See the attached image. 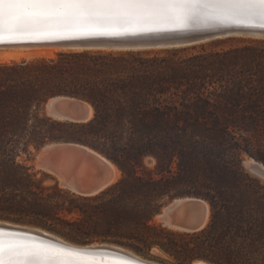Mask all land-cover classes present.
Instances as JSON below:
<instances>
[{"label":"trees","instance_id":"trees-1","mask_svg":"<svg viewBox=\"0 0 264 264\" xmlns=\"http://www.w3.org/2000/svg\"><path fill=\"white\" fill-rule=\"evenodd\" d=\"M200 46L187 54L196 45L0 62V219L142 256L158 249L177 264H264V183L243 164L245 156L263 160L264 45ZM56 95L83 98L92 116L53 118L44 107ZM55 141L99 151L119 177L81 195L18 160L30 145ZM185 196L208 202L203 228L179 231L154 220Z\"/></svg>","mask_w":264,"mask_h":264},{"label":"snow or ice","instance_id":"snow-or-ice-1","mask_svg":"<svg viewBox=\"0 0 264 264\" xmlns=\"http://www.w3.org/2000/svg\"><path fill=\"white\" fill-rule=\"evenodd\" d=\"M215 22L264 30V0H0V42L125 36L183 30ZM0 264H143L97 259L85 250L7 235L0 228Z\"/></svg>","mask_w":264,"mask_h":264},{"label":"water","instance_id":"water-1","mask_svg":"<svg viewBox=\"0 0 264 264\" xmlns=\"http://www.w3.org/2000/svg\"><path fill=\"white\" fill-rule=\"evenodd\" d=\"M232 35L264 36V30L255 27L220 24L215 22L195 24L183 30H163L125 36H89L80 38L55 39L67 45L79 48H99L115 50H147L187 47L209 40ZM11 41L3 40L0 43ZM70 48V47H67ZM50 101V102H49ZM49 106L47 108V104ZM46 113L53 118L70 122H85L92 116V106L83 98L69 95H56L46 103ZM93 110V109H92ZM38 151L34 158L38 169L54 175L58 183L77 194L91 195L100 192L114 181V164L109 158L88 145L71 141L49 142ZM115 165V164H114ZM36 166V164H35ZM116 166V165H115ZM244 167L264 182V168L258 161ZM209 204L196 196L176 197L163 205L156 213L160 223L179 231H195L203 228L209 219ZM20 223L0 219V228L7 235L24 234L29 240H42L57 246L85 250L91 256L99 258L128 259L135 258L143 264H158L140 257L133 250L115 243L95 242L71 244L42 228L27 227ZM79 245V246H78Z\"/></svg>","mask_w":264,"mask_h":264},{"label":"rangeland","instance_id":"rangeland-1","mask_svg":"<svg viewBox=\"0 0 264 264\" xmlns=\"http://www.w3.org/2000/svg\"><path fill=\"white\" fill-rule=\"evenodd\" d=\"M262 41H264V36L232 35V36H228V37L217 38V39L209 40V41H206L203 43L195 44L196 45L195 48H189L185 52L187 54V53H196V52L201 51L200 44H203L204 48L206 50H219V49H228L231 47L241 46L244 44L255 43V42H261V45H264V43H262ZM27 46H23V47L22 46L0 47V62L19 61V60H23V59L29 60V59L42 58V57L43 58H51V57H56L60 52H64V51H73V50H81V49H99V48H66V47H59V46H53V45H41V46L40 45H38V46L37 45H30V46H28L29 48ZM49 46H51V47H49ZM15 47H17V48L15 49ZM35 47H36V49H35ZM20 48L22 50H20ZM38 48H40V49H38ZM148 50H152V49H148ZM44 109L46 111V107H44ZM258 138H259V144L258 145H260V147L262 148V159L263 160H256V161H258L264 165V125L259 129ZM39 148H41V147H39ZM39 148L36 149L32 145H30L29 146V153L21 152L20 155L18 156V160H20V161H22L28 165H31L36 170H40L34 164V158H35V155L37 154ZM251 159H253V158L249 157V156H245L244 162L250 161ZM46 173H48V172H46ZM48 174L51 177H53L54 179H56V177L54 175H52L51 173H48ZM250 175H252V174L250 173ZM252 176H254V175H252ZM254 177H256V176H254ZM257 179H259V178H257ZM116 180H114V181H116ZM51 182H52V179H50V178L45 179V183H51ZM261 182L264 183L263 181H261ZM168 202H170V201H168ZM167 203H165V204H167ZM155 217H156V215L154 216V220L156 222L160 223V221H158ZM15 223H17V222H15ZM20 224L29 225V226H36V225H31V224H26V223H20ZM36 227H39V226H36ZM39 228H42V227H39ZM42 229H44V228H42ZM44 230H46V229H44ZM46 231H48V232H50L56 236H59L66 241H69L72 243H77V244L106 242V241H93V242H87V243H78V242L70 240V239H68V238H66V237H64V236H62L56 232H53L50 230H46ZM106 243H112V242H106ZM150 254H151L150 256H142V255H139V256L146 258V259H149V260H152L158 264H177V262L175 261V259L173 257L169 256L168 254H166V253H164L158 249H152L150 251ZM197 261L199 262L200 259L194 260L191 264H194V263L196 264ZM205 262H207V261H205ZM207 263L212 264L209 262H207Z\"/></svg>","mask_w":264,"mask_h":264},{"label":"bare ground","instance_id":"bare-ground-1","mask_svg":"<svg viewBox=\"0 0 264 264\" xmlns=\"http://www.w3.org/2000/svg\"><path fill=\"white\" fill-rule=\"evenodd\" d=\"M7 39H10L11 41H6L4 43H0V47H4V46H30V45H53V46H59V47H70V48H79L77 45H67V44H64V43H61L60 41H56L55 39H43V38H34V37H24V36H14V37H5L4 40H7ZM27 46V47H28ZM36 46V47H37ZM39 46V47H40ZM15 47V49L17 48ZM32 47V46H31ZM34 47V46H33ZM35 47V49H36ZM43 47V46H42ZM47 47V46H46ZM51 47V46H49ZM13 48V47H12ZM29 48V47H28ZM27 48V49H28ZM40 49V48H38ZM19 50V49H18ZM20 50H22L20 48ZM16 51V50H15ZM50 102V101H49ZM49 106V103L47 104V108ZM91 112H93V110L91 109ZM42 151H38V154L40 155ZM255 160L254 159H251L250 161H246L244 162V164L246 166H249L251 163H253ZM260 163V162H259ZM35 164H36V167H38V164H37V160H35ZM260 165L262 166V168H264V165L262 163H260ZM112 167H113V170H114V177L112 179V181L116 180L118 175H119V171L117 169V167L112 164ZM158 221L160 220V217L159 216H156L155 217ZM27 227H30V228H33L31 226H27ZM61 238V237H59ZM63 239V238H61ZM64 240V239H63ZM69 243V241H67ZM71 244H76V243H72L70 242ZM79 246V245H78ZM141 257V256H140ZM97 259H101L99 257H95ZM105 259H109V258H105ZM112 259V258H110ZM195 264V263H194ZM196 264H208L207 262L203 261V260H200L199 262L197 261Z\"/></svg>","mask_w":264,"mask_h":264}]
</instances>
